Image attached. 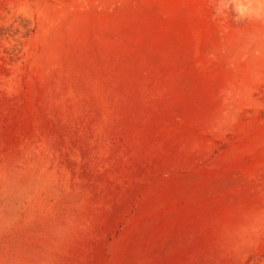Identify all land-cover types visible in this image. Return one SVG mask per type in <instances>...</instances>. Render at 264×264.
Returning a JSON list of instances; mask_svg holds the SVG:
<instances>
[{
    "label": "rangeland",
    "instance_id": "rangeland-1",
    "mask_svg": "<svg viewBox=\"0 0 264 264\" xmlns=\"http://www.w3.org/2000/svg\"><path fill=\"white\" fill-rule=\"evenodd\" d=\"M209 0H0V264H264V23Z\"/></svg>",
    "mask_w": 264,
    "mask_h": 264
},
{
    "label": "clouds",
    "instance_id": "clouds-1",
    "mask_svg": "<svg viewBox=\"0 0 264 264\" xmlns=\"http://www.w3.org/2000/svg\"><path fill=\"white\" fill-rule=\"evenodd\" d=\"M213 8V20L223 19L231 14L232 22L244 21L264 23V0H209Z\"/></svg>",
    "mask_w": 264,
    "mask_h": 264
}]
</instances>
